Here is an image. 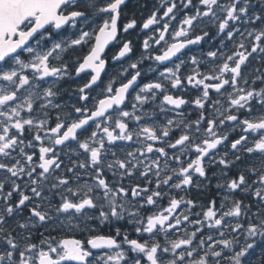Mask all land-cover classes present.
<instances>
[{"label": "snow or ice", "instance_id": "obj_1", "mask_svg": "<svg viewBox=\"0 0 264 264\" xmlns=\"http://www.w3.org/2000/svg\"><path fill=\"white\" fill-rule=\"evenodd\" d=\"M0 264H264V0H0Z\"/></svg>", "mask_w": 264, "mask_h": 264}, {"label": "flooded vegetation", "instance_id": "obj_2", "mask_svg": "<svg viewBox=\"0 0 264 264\" xmlns=\"http://www.w3.org/2000/svg\"><path fill=\"white\" fill-rule=\"evenodd\" d=\"M147 3H148L149 8H151V5H152V3H153V0H147ZM147 14H148V12L145 11V12H144V16L146 17ZM137 19H138V21H139L140 19H142V17L139 15V13H137ZM139 35H140V38H141V40H142V38H143V33H140ZM133 42H134V44L137 45V47H136V49H135V52L138 54V52H139V43H140V40H137L136 37L134 36V37H133ZM205 47H206V46H205Z\"/></svg>", "mask_w": 264, "mask_h": 264}]
</instances>
